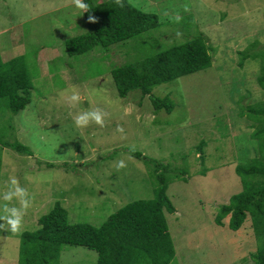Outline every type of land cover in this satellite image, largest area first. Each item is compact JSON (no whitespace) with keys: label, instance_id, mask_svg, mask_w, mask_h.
Instances as JSON below:
<instances>
[{"label":"rangeland","instance_id":"1","mask_svg":"<svg viewBox=\"0 0 264 264\" xmlns=\"http://www.w3.org/2000/svg\"><path fill=\"white\" fill-rule=\"evenodd\" d=\"M130 1L157 13L160 26L109 49L70 55L66 40L89 30L72 0H0V56L19 58L33 81L25 109L14 113L0 103V188L8 190L14 176L30 200L19 233L0 229V264H19L22 233L39 229V218L57 203L69 223L100 226L127 203L153 198V168L132 151L169 163L172 178L180 169L188 178L168 187L176 208L165 211L176 251L170 264H255L252 255L264 246L250 214L239 230L229 227V217L215 222L219 207L243 189L236 166L258 154L253 122L239 111L264 100L258 82L264 61L247 58L241 66L239 51L264 49V0ZM201 34L213 48L212 66L153 90L174 100L171 112L155 111L139 89L119 96L114 67ZM73 86L82 97L75 107L67 99ZM92 108L106 114L104 126L78 128L73 116ZM5 141L33 154L3 147ZM202 141L205 161L196 149ZM120 160L126 167L117 169ZM3 194L0 215L5 203L19 207ZM52 264H98V253L65 245Z\"/></svg>","mask_w":264,"mask_h":264},{"label":"trees","instance_id":"2","mask_svg":"<svg viewBox=\"0 0 264 264\" xmlns=\"http://www.w3.org/2000/svg\"><path fill=\"white\" fill-rule=\"evenodd\" d=\"M84 3L89 8L84 13L89 30L66 40L70 55L84 54L97 47L109 49L161 24L157 13L143 11L130 0H119V3L117 0H84ZM90 16L95 17V22L89 21ZM212 49L201 34L145 59L114 67L112 75L119 96L126 97L131 91L139 89L143 96H149L155 111L165 109L171 112L175 107L174 100L169 95L162 97L154 94V88L211 67ZM239 55L241 66L247 58L260 57L264 61V49L251 51L249 48L239 51ZM20 61L17 57L5 61L0 56V103L14 113L25 109L31 102L33 89L27 66ZM258 82L264 89V63ZM239 116L253 122L251 137L258 141V154L236 166L243 189L219 207L215 222L223 225L224 219L229 217V227L239 230L250 214L255 232L264 233V100L241 105ZM3 147L22 154H33L28 146L19 141H5ZM204 148V141L196 148L203 161ZM132 155L153 168V198L127 203L100 226L69 223L68 211L57 203L39 218V229L22 233L19 264H52V260H59L65 245L85 246L97 251L98 264H138L141 260L148 264H170L176 251L165 211L172 213L176 208L168 195V187L177 178H188L182 176L181 169L172 178L169 175L171 165L162 160L140 151H132ZM207 171L204 168L201 172L206 175ZM252 258L255 264H264V246L258 248Z\"/></svg>","mask_w":264,"mask_h":264},{"label":"clouds","instance_id":"3","mask_svg":"<svg viewBox=\"0 0 264 264\" xmlns=\"http://www.w3.org/2000/svg\"><path fill=\"white\" fill-rule=\"evenodd\" d=\"M75 7L88 11V5L84 3V0H72ZM119 3V0H117ZM90 22H95V17H89ZM71 94L68 96V102L71 106L75 107L81 100V94L75 86L70 90ZM125 114H129L128 110H125ZM105 113L100 108H92L88 111L78 112L73 116V121L78 128L86 127L90 122H95L97 125L104 126ZM117 131L123 132L122 127H118ZM134 150V149H133ZM117 169L126 167L124 160H120L116 165ZM19 202V207L9 206L8 203L3 205V214L0 215V220L5 223L0 224V229L11 231L12 233H19L22 228L23 216L26 210L30 207V200L28 199V193L25 188L21 187L16 177H9L8 191L3 194V200L11 202L13 199ZM7 226V227H6Z\"/></svg>","mask_w":264,"mask_h":264},{"label":"crops","instance_id":"4","mask_svg":"<svg viewBox=\"0 0 264 264\" xmlns=\"http://www.w3.org/2000/svg\"><path fill=\"white\" fill-rule=\"evenodd\" d=\"M6 191H8L6 188H0V198L2 196V193H5Z\"/></svg>","mask_w":264,"mask_h":264}]
</instances>
